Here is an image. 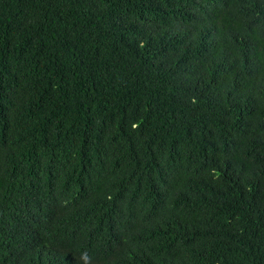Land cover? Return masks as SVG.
<instances>
[{
	"label": "trees",
	"instance_id": "1",
	"mask_svg": "<svg viewBox=\"0 0 264 264\" xmlns=\"http://www.w3.org/2000/svg\"><path fill=\"white\" fill-rule=\"evenodd\" d=\"M0 264H264V0H0Z\"/></svg>",
	"mask_w": 264,
	"mask_h": 264
}]
</instances>
